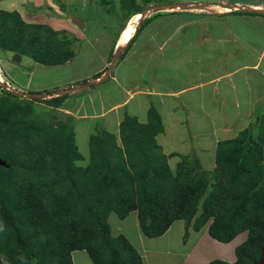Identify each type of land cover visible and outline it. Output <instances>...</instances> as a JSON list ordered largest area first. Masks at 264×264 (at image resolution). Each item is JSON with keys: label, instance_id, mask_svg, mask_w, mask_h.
Masks as SVG:
<instances>
[{"label": "trees", "instance_id": "1", "mask_svg": "<svg viewBox=\"0 0 264 264\" xmlns=\"http://www.w3.org/2000/svg\"><path fill=\"white\" fill-rule=\"evenodd\" d=\"M120 4L131 13L141 10L134 0ZM69 43L50 26L25 22L17 11L0 8V48L56 65L73 57ZM68 97L54 96L51 105L59 107ZM14 105L8 110L0 102V264H74V250H84L93 264H142L131 242L123 234L113 236L106 222L112 213L122 219L134 210L140 230L152 238L177 220L195 230L208 225L209 235L223 243L246 231L245 240L235 247L234 262L213 259L207 264H252L259 258L264 242V142L254 130L260 115L218 143L211 171L196 159L188 171L176 172L155 141L162 126L153 109L147 123L125 115L119 138L105 129L89 131L86 159L73 116L59 126L44 123L43 138L29 125L32 121L20 130L5 126L6 116L19 109ZM32 107L35 114L43 108ZM31 132L34 137L29 138ZM16 133L21 137H12ZM254 166H262L255 175ZM208 173L214 182L207 180Z\"/></svg>", "mask_w": 264, "mask_h": 264}, {"label": "crops", "instance_id": "2", "mask_svg": "<svg viewBox=\"0 0 264 264\" xmlns=\"http://www.w3.org/2000/svg\"><path fill=\"white\" fill-rule=\"evenodd\" d=\"M171 1L159 5L158 11L144 4L134 13L122 8L120 2L110 6V0H0V8L17 11L28 23H44L69 40L73 35L77 41L83 38L98 42L99 28L115 25L117 29L108 53L102 56L106 59L103 64L76 79H65L71 84L86 80L72 88H83L90 100L96 89L99 97L98 109L86 105L82 97L77 113L94 118L91 120L97 129L107 131L106 121L112 115V133L115 130L119 133L125 115L147 123L149 110L153 109L162 126L157 134L158 143L164 133L174 131L175 148L181 150L178 154H182V159L174 161L173 156L161 148L171 169L177 170L180 162L194 163L197 159L200 163L203 154L211 148L209 160L214 165L206 168L211 171L218 143L234 137L233 131L245 129L256 116L264 113V0H191L185 7L181 3L187 0ZM31 3L35 7L42 4L47 7L36 13ZM112 11H115L112 17L103 18V13ZM72 15L80 21L79 25L73 23ZM133 18L135 21L131 23ZM128 24L131 25L129 38L121 44L120 35ZM88 28L89 31L96 29L95 33H88ZM245 28L251 32L246 34ZM117 50L120 54L111 65ZM24 59H20L23 70L20 75L34 72V64L57 68L68 65L73 58L56 65ZM98 73L101 74L92 78ZM23 81L15 82L26 90L32 80L24 85ZM42 81L38 76L35 84ZM65 85L68 83L63 88ZM26 91L44 93L43 90ZM103 94L112 97L116 94V97L107 104ZM173 114L177 116L171 117ZM253 115L255 120H251ZM206 163L201 162V166L205 168ZM182 166L180 169L184 171ZM132 216L137 218L133 211L118 218L129 223L121 227L117 224L111 234H123L140 254L142 264L235 261L237 244L214 239L207 228H187L185 221L177 220L163 234L152 238L140 230L138 220ZM71 258L74 264H93L84 250L72 251Z\"/></svg>", "mask_w": 264, "mask_h": 264}, {"label": "rangeland", "instance_id": "3", "mask_svg": "<svg viewBox=\"0 0 264 264\" xmlns=\"http://www.w3.org/2000/svg\"><path fill=\"white\" fill-rule=\"evenodd\" d=\"M104 1H107V0H104ZM110 1H111L110 6H114L116 4L118 5V2H120V0H110ZM170 1L171 0H134V3H135V5H141V8L145 4V6H148V7L151 6L150 9H155V11H158L159 5L165 4L166 2L169 4ZM173 1H175V2H173ZM178 1L179 0H172L171 3L172 2L176 3ZM187 3H191V0H187L186 2L184 1L181 4H183V7H185L187 5ZM106 4H108V2ZM30 7H31V9H34L33 10L34 12L39 13L40 12L39 10L46 9L47 5L42 4V5H40V7H35L31 3ZM12 11H14V10H12ZM113 12H115V11L103 13V16H104L103 18L112 17ZM123 13H124V11H123ZM122 20H123V18H122ZM134 21H135V19L133 18L131 23H133ZM73 23L75 24V22H73ZM101 24L103 25L105 23L101 22ZM75 25H77V24H75ZM234 27H236V25ZM94 28H92L91 31H89V28H88V30H87L88 33L89 32L95 33L96 29H94ZM97 28H99V27H97ZM116 29H117V27L113 24L101 26L99 28L98 32L96 33L98 36V42H96L95 39L91 42V41H89V40L87 41L83 38H81L80 41H77L73 35H70V40H69L70 43L68 45V48L71 51H73V56L75 53V56L72 57L73 59L71 60L70 63H68V65L59 66L61 68H59V67L48 68L46 66L34 64L35 68H36L34 70V72H31L30 74L26 73V75H20V73H23V70L21 69V63H20L22 61L20 59L22 58V60L24 61L25 57H28L30 59L32 57L28 56V55H24L23 53H20L17 51L6 50V49L0 48V102H2V99H3V103L4 104L6 103V106L9 107L8 110H10L12 108L10 105H13V104H15L14 105L15 108L17 106L19 107V109H14L13 111H11L9 113V115L6 116V119H5L6 125L5 126H8V124H9L11 127H15L16 129L20 130L26 121H32L33 123L30 122L29 125L32 127H35V129H34L35 134L44 138L45 133H46V130L43 129L44 123H52L55 126H59V125H63L64 123L67 122V117L69 115L73 116L75 121H77V124L75 125V128H74L75 136H76L77 141L79 142L78 144H80L83 155L85 156L83 158L87 159L88 155H89L87 150H86L87 134L91 130H94V132H96V129L98 126H95L94 125L95 123L93 122V120H91L94 118H88L84 113L83 114L77 113V107L79 104V100L83 97V99H84L83 101L86 105H89L91 108L94 107V108L98 109L99 97L96 96V89H95V91H93L95 94L91 98V100L94 102V103H92V101L87 98L88 92H85V90L83 88H81V89H83L82 93L80 91L81 89L70 90L71 88H68V87H73V86H75L76 83L71 84L67 81L78 78V76L83 74L85 71L92 72V71L96 70L97 68H99L103 64V62L106 59L104 60L102 58V56L105 55L106 53H108L107 50L110 46L111 38L113 37ZM61 32L66 33L64 30H61ZM130 32H131V25L128 24L125 27V29H123V32L120 35L119 41L121 44H124V41L128 40ZM245 32L247 34L248 32H251V30L248 31L245 28ZM60 34H62V33H59V36H60ZM74 49H75V52H74ZM38 76L43 78V81L41 82V84H35ZM65 79L67 81H65ZM28 80L29 81L32 80V82H31L30 86L26 88V90H31V91L43 90V92H46V90H49V91L52 90V91L50 93L40 94L39 96L38 95L32 96L30 94L32 92L26 91L24 89V87H21L20 85L18 86V84L16 83L17 81L18 82L23 81V85H24ZM93 81H94V79L91 82H93ZM67 83H68V85H65L66 88H63L64 84H67ZM44 89H45V91H44ZM6 91L9 93H7ZM38 92H41V91H38ZM64 93L69 94V97L64 100L62 105H60L59 107L53 108V106L51 105V101H52L51 98L54 96L62 95ZM72 96H75V98L70 99V97H72ZM4 97H6V98L9 97L11 101L5 99ZM104 97H105V102L108 104L109 102L112 101V99H114L116 97V94H114L113 97L107 96V95H104ZM32 105L43 107V108H41L42 111L40 110V111L36 112V114L33 113ZM149 113H150V111H149ZM176 116L177 115L173 114L171 117L174 118ZM89 119H90V121H89ZM251 120H255L254 115L252 116ZM98 122H100V120ZM112 122H113V117H112V115H109V120L106 121V124H108V126H109L108 127L109 132H112V128H113L112 125H114V123H112ZM176 126H178V124ZM3 127H4V125H3ZM4 129H6V128L4 127ZM241 131L242 130L233 131L234 132L233 135L236 136ZM173 132L174 131L168 130L166 133H164V135L161 137L162 143L161 142H160V144L158 143L159 135L155 136V141L160 146V148L164 149L165 151L168 152L169 155L173 156V157H171L172 160L177 161V160L182 159V154H178L179 152H181V150H179L178 148H175L176 140H174V136H173L174 133ZM114 133L117 136V138H119L118 131L115 130ZM254 136L260 137L262 139V142H264V114H261L260 119H258L257 127L254 130ZM12 137H19L20 138L21 135L19 133H16V134L12 135ZM30 137H34L32 132L29 134V138ZM173 141H175V143H173ZM118 142H120V140ZM162 149H161V151H162ZM208 149L209 150L203 154V158H202L203 160L201 159L202 160L201 162L203 164L206 162H209V164L206 163V165H208V166H205V168H204L205 170H207L206 168H211L214 165V163L213 162L211 163L209 160L211 148H208ZM171 151H173V152L170 154ZM193 152L194 151H192V153ZM121 155L125 159L126 167H128V162L126 160V152L123 151L121 153ZM250 160H252V158H250ZM201 162H200V165H201ZM178 165H179V167L177 168L176 172L181 171V169H180L181 165H183L182 167L185 168L187 171H188V169H191V167L193 166L192 165L191 167H189L191 165V162H180V163H178ZM260 169H262V166H261V168L260 167L257 168L254 166V169H253L254 175L256 172L259 173ZM183 172H185V171H183ZM206 176H207V178H208L207 180L209 182H214L216 179L213 176H211V174H209V173ZM206 193H207V191H205V194ZM133 212L136 213L135 210ZM132 217L135 220H137L136 216H132ZM106 222L110 225V232L111 233H113L112 231L116 230L117 224H120V227H121V224H123V223L128 224L129 223V221H119L117 215L113 214V213L107 217ZM210 222L211 221H209V223ZM204 228H208V225H206ZM246 237H247V233H246V231H244V232L238 234V236L236 238H234L232 241H230V243L233 245L234 244L239 245V243H241L243 240H245ZM4 264H10V263L4 261Z\"/></svg>", "mask_w": 264, "mask_h": 264}, {"label": "water", "instance_id": "4", "mask_svg": "<svg viewBox=\"0 0 264 264\" xmlns=\"http://www.w3.org/2000/svg\"><path fill=\"white\" fill-rule=\"evenodd\" d=\"M174 6V5H173ZM159 7V6H158ZM160 8V7H159ZM158 8V9H159ZM72 21L75 22V24L79 25L80 24V21L77 20V18L75 16L72 15ZM120 54V50H117L115 52V54L113 55L112 59H111V65L117 60L118 56ZM70 90H73V88H71ZM32 96H39V94H34V93H30ZM0 163H3L2 161H0ZM253 264H264V242H263V245H262V248H261V253H260V256L259 258L253 262Z\"/></svg>", "mask_w": 264, "mask_h": 264}, {"label": "clouds", "instance_id": "5", "mask_svg": "<svg viewBox=\"0 0 264 264\" xmlns=\"http://www.w3.org/2000/svg\"><path fill=\"white\" fill-rule=\"evenodd\" d=\"M70 88H72V87H70ZM32 93H34V94H39V95H40V94H45V92H44V93H38V92L36 93V92H32Z\"/></svg>", "mask_w": 264, "mask_h": 264}]
</instances>
